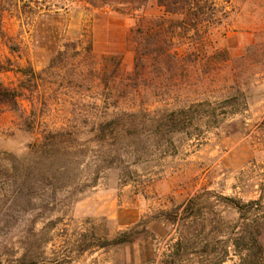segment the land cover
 <instances>
[{
  "label": "rangeland",
  "instance_id": "1",
  "mask_svg": "<svg viewBox=\"0 0 264 264\" xmlns=\"http://www.w3.org/2000/svg\"><path fill=\"white\" fill-rule=\"evenodd\" d=\"M216 3L221 24L140 62L157 0L127 14L63 1L58 31L38 17L22 57L19 22L0 17V61L48 82L36 108L0 114V264H264V0ZM81 34L94 57L65 48ZM122 112L126 133L95 136Z\"/></svg>",
  "mask_w": 264,
  "mask_h": 264
},
{
  "label": "trees",
  "instance_id": "2",
  "mask_svg": "<svg viewBox=\"0 0 264 264\" xmlns=\"http://www.w3.org/2000/svg\"><path fill=\"white\" fill-rule=\"evenodd\" d=\"M63 1L83 5L86 9L111 10L120 14H127L140 11L150 0H0L1 19L4 20L5 17L14 18L19 22L20 26V31L17 35L18 39L8 40L10 53L18 55L19 57L23 56V53H25L23 38L26 37V34L30 35L31 29L36 25L38 17L43 19L41 24L49 29L54 26V29L58 31V26L63 23V19L58 14L52 17L51 12ZM157 3L164 10L165 16L138 27L136 37L138 34L137 38L140 42L143 41L144 47L138 46L135 49L137 62H140L142 57L152 54H155L156 57L176 58L178 51L171 48L175 45L176 37L187 39L192 31L195 32V35H199L203 29L208 30L212 26L221 24L222 19L217 17L218 11L222 15L226 16L227 14L225 6L222 4L218 6L216 0H157ZM133 38H135V35ZM84 43H87L88 46L86 48L82 47L81 49ZM67 46L69 49L70 47L74 49V56L86 55L94 57L95 53L90 35L89 37H85L81 34V38H79L75 45H66L65 48ZM67 57H69V52L66 49L64 51H58L57 55L51 60L52 65L48 68L50 74L56 75L57 67L54 66L55 61L59 58L65 59ZM103 58L112 60L115 57ZM8 64L10 65L5 66L0 61V75L16 72L21 74L24 79L20 82V85L14 88L5 86L4 83L0 82V114L4 113L5 110L19 112L21 107L20 103L23 100H29L32 102L34 108H36L39 103V97H42V93H45L42 90L46 89L48 83L43 78L45 70L44 72H39L33 66H29L14 71L11 68L12 62L10 60ZM121 67L122 60L119 59L118 67L115 71H121ZM50 74L48 73V75ZM187 113L188 110L186 109L173 112V116L175 115L179 118L178 122L174 120L175 128H177L176 126L179 122L183 121L182 117L185 118ZM30 117H25L23 114L21 117L29 131L32 130L35 122V113H32V120H30ZM135 117L136 113H119L107 123L99 124L95 127V136L97 138H105L108 135L113 136L115 134L126 133L130 127L129 119ZM179 129H182V127H179ZM225 260H219L215 264H224ZM245 262L244 260L242 264H245Z\"/></svg>",
  "mask_w": 264,
  "mask_h": 264
}]
</instances>
